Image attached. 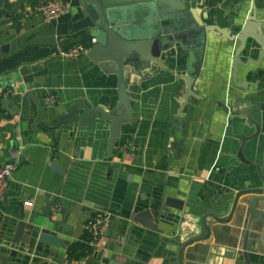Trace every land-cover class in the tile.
<instances>
[{
  "label": "crops",
  "instance_id": "0c3cea01",
  "mask_svg": "<svg viewBox=\"0 0 264 264\" xmlns=\"http://www.w3.org/2000/svg\"><path fill=\"white\" fill-rule=\"evenodd\" d=\"M43 1L46 0H0V61L28 48L68 49L94 39L93 25L88 17L83 16L79 0H61L69 5V12L57 19L55 26L32 12L34 6ZM185 2L205 18L206 24L221 29H232V25L243 24L251 7L245 0ZM257 5L264 7L260 0ZM237 7H240L239 11ZM226 16L229 21L232 20V24H226L223 19ZM259 18H264L261 11ZM238 44L237 41L229 42L207 35L203 66L195 86L199 99L190 101L183 120L187 132L176 133L172 127L179 111V98L183 90L181 81L176 82L177 78L166 72H158L145 77L134 92L130 91L131 85L128 84L127 95L133 99L136 122L123 128L122 136L113 150V163L117 162L115 157H120L117 147L121 145L126 148L124 154L129 158V161L121 163L123 175L114 188L106 182L105 170L100 166L106 159L107 126L76 129L74 134L71 128L63 130L59 140L54 142L58 147L54 153L55 160L67 167L69 177L76 182L87 175L84 201L91 203V206L73 205L70 212L73 215L70 220L72 225L65 230L67 236H61L68 241V245L55 250V258L47 261L48 264H99L100 255L95 257L94 254L113 250L118 240L115 233L119 230L115 221L110 223L111 234L105 235L91 247L89 256L81 261H69L67 258L71 245L85 241L83 226L99 210L94 205L111 217H119L124 196L131 199L136 197V193H126L127 175H133L135 182H141L145 177L154 181L153 173L166 175L164 182L154 183L153 190L142 192L147 200L145 203L150 201L149 205L144 204L149 206L159 229L154 231L136 226L131 243L137 247L135 254L141 258H134L131 264H177L168 241L175 235L182 245L196 235L204 234L195 221L201 210L213 202L210 200L211 189L223 187L236 193L247 188V185L249 188L263 185L264 180L259 175L264 179V113L254 117L260 126L259 135L245 143L244 140L255 131L246 126L241 115L255 107L256 103H264V59L259 66L240 67L234 83L232 59ZM258 53L259 48L249 41L241 60L255 61ZM177 59L178 56L172 60ZM174 65H171L172 69ZM251 71L252 74L248 76ZM17 92L29 93L44 111L54 106L62 111L78 99L90 103L91 107L106 105L112 109L117 103V79L113 75L103 74L86 53L69 60L51 55L0 75V167L9 162L17 165L1 197L0 229L13 213L10 206L13 198L23 197L26 203L32 204L30 196L35 193L63 190L67 184L65 178L50 171L48 157L55 146L49 144L50 140L44 137L39 126H36L37 134L32 130L35 109L31 110L29 116L24 111H18L20 118H13L6 108L16 111L15 106L2 104L15 97ZM49 96L55 97L54 104L45 102ZM243 144L245 163L237 158ZM167 184L176 189L167 187ZM133 187L131 189L136 191ZM162 189H166L164 198L176 195L184 197V208L190 207V211L179 214L159 212L161 203L156 198ZM68 190L77 191L79 186L72 183ZM252 197L249 195L240 199L239 203L243 204L240 220L236 222L233 218L225 225L212 223L208 240L187 246L183 251L182 263L236 264L235 256L244 245L250 264H264V212L260 209L263 206L258 207L248 226L250 210L247 201ZM30 208L25 206L27 211ZM125 242L126 239L123 240ZM11 261L8 264H14L15 260Z\"/></svg>",
  "mask_w": 264,
  "mask_h": 264
},
{
  "label": "water",
  "instance_id": "95a60500",
  "mask_svg": "<svg viewBox=\"0 0 264 264\" xmlns=\"http://www.w3.org/2000/svg\"><path fill=\"white\" fill-rule=\"evenodd\" d=\"M257 1L259 0H245L251 7L243 24L232 25V29H221L215 25L206 24L205 18L199 16L195 8L189 7L185 0H79L83 16L90 19L95 31V43L88 49L86 56L103 74L116 77L117 103L109 109L106 105L91 107L90 103L78 99L62 111L58 106L44 111L40 103L29 93L21 92H17L12 99L3 101L2 104L6 107L12 104L15 106L16 111L6 108L13 118H20L18 111H24L29 116L31 110L35 109L36 117L33 120L32 130L37 134L36 126H39L43 130L44 137L50 140L49 144L55 146L48 157L50 171L62 179L65 178L67 184L63 190L35 193L30 196L33 199L31 206L27 205L23 197L13 198L10 204L13 213L5 226L0 229V264L11 263L13 259L14 264H48L47 261L55 258L53 255L55 250L68 245V241L61 236H67L65 230L72 225L70 220L72 221L73 215L70 212L73 205L77 203L91 206V203L84 201L87 175H83L84 178L76 182L69 177L67 167L55 160L54 153L58 147L54 142L59 140L58 137H61L63 130L71 128V133L74 134L76 129L107 126L106 159L100 166L105 170L106 182L114 188L123 175L120 169L121 163L129 161V158L124 154L126 148L121 145L117 147V150L121 151H119L120 157H115L117 162L113 163V150L122 136L123 128L136 122L133 99L127 95L128 84L131 85L130 91L134 92L145 77H151L158 72H166L177 78L176 82L181 81L183 90L179 98V111L172 127L176 133L187 132L183 120L190 101L199 99L195 86L202 70L208 34H211L214 39L239 43L232 59L234 83H236L240 67L259 66L264 59V18H259V11L264 15V7L257 5ZM260 1L264 5V0ZM236 9L239 11L240 7ZM223 19L226 24H232V20L229 21L227 16ZM56 23L57 21H52L51 25L55 26ZM249 41L259 48L258 58L255 61L252 59L242 61L241 55L247 50ZM176 56H178L177 61L172 60ZM174 63L175 67L172 69L171 65ZM251 74L252 71L248 73V76ZM253 87H255L254 84ZM260 113H264L263 102L256 103L255 107L241 115L246 126L255 131L243 143L259 135L260 126L254 117ZM23 122L26 121L23 120ZM243 147L244 144L239 148L237 158L245 163ZM152 175L155 176L154 181L145 177L141 182H135L133 175H127L126 193L130 195L136 193V197L131 199L124 196L125 199L118 212L119 217H111V221H115L119 228L115 233L118 240L112 251L94 254L95 257L100 255L99 264H131L130 261L134 258L140 259V255L135 254L137 247L131 243L137 230L136 226L154 231L159 229L153 221L148 206L150 201L145 203L147 200L142 192L146 189L153 190L154 183L164 182L166 175L164 173ZM259 177L264 180L262 176L259 175ZM72 183L78 184L79 190L73 192L68 190ZM132 186L136 191L131 189ZM167 187L174 188L170 184H167ZM165 190L162 189L161 193L157 194L156 199L161 203L159 212L179 214L190 211V207L184 208V197L176 195L164 198ZM211 192L210 200L213 202L205 210H201L195 221L203 229L204 234L196 235L182 245L175 235L168 241L169 249L174 257L176 256L177 264H183V251L187 246L209 239L212 223L225 225L229 224L233 218L236 222L242 218L240 211L243 204L239 203L242 197L253 196L247 201L250 210L248 226L259 206H263L259 208L264 212V183L252 188L247 185V188L236 193L223 187L213 188ZM25 206L31 207L30 210H25ZM94 207L101 210L98 206L94 205ZM110 234L111 231L108 230L106 237ZM124 239H126L125 243H123ZM18 258H21L20 261ZM235 261L236 264H250L244 245L236 254Z\"/></svg>",
  "mask_w": 264,
  "mask_h": 264
},
{
  "label": "built area",
  "instance_id": "2783aa9c",
  "mask_svg": "<svg viewBox=\"0 0 264 264\" xmlns=\"http://www.w3.org/2000/svg\"><path fill=\"white\" fill-rule=\"evenodd\" d=\"M33 14L40 16L46 23L57 21L60 17L69 12V5L61 0H46L38 3L32 10ZM95 43V39L89 40L88 43H77L68 49L55 48L52 55H58L64 59H77L83 56L89 45ZM48 104H54L56 99L54 96H49L46 100ZM17 165L9 162L0 167V201L4 188L11 178L12 173L16 170ZM31 206L30 203H27ZM111 223V215L102 210L95 211V213L84 224L83 230L85 233V241L90 247H93L99 242L109 230Z\"/></svg>",
  "mask_w": 264,
  "mask_h": 264
},
{
  "label": "trees",
  "instance_id": "16d2710c",
  "mask_svg": "<svg viewBox=\"0 0 264 264\" xmlns=\"http://www.w3.org/2000/svg\"><path fill=\"white\" fill-rule=\"evenodd\" d=\"M55 51L53 48H28L21 52L0 61V75L15 70L23 64L42 61L51 56ZM92 248L86 241L75 243L68 249L67 258L69 261H81L89 256Z\"/></svg>",
  "mask_w": 264,
  "mask_h": 264
}]
</instances>
